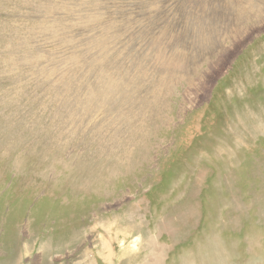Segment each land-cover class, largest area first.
Wrapping results in <instances>:
<instances>
[{
  "label": "rangeland",
  "instance_id": "obj_1",
  "mask_svg": "<svg viewBox=\"0 0 264 264\" xmlns=\"http://www.w3.org/2000/svg\"><path fill=\"white\" fill-rule=\"evenodd\" d=\"M0 264H264V0H0Z\"/></svg>",
  "mask_w": 264,
  "mask_h": 264
}]
</instances>
